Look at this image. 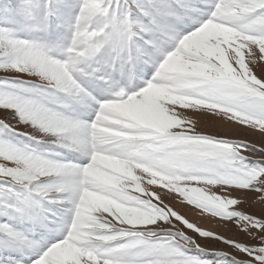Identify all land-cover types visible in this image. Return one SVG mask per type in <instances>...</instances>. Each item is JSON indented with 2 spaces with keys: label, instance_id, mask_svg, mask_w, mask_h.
Here are the masks:
<instances>
[{
  "label": "snow or ice",
  "instance_id": "snow-or-ice-1",
  "mask_svg": "<svg viewBox=\"0 0 264 264\" xmlns=\"http://www.w3.org/2000/svg\"><path fill=\"white\" fill-rule=\"evenodd\" d=\"M260 62L264 0H0V264H264Z\"/></svg>",
  "mask_w": 264,
  "mask_h": 264
},
{
  "label": "rangeland",
  "instance_id": "rangeland-1",
  "mask_svg": "<svg viewBox=\"0 0 264 264\" xmlns=\"http://www.w3.org/2000/svg\"><path fill=\"white\" fill-rule=\"evenodd\" d=\"M255 70L257 71L258 75L261 73V71H264V62H260V64L258 65V67ZM202 127H204V126L202 125ZM205 130L212 131L213 129H207L206 128ZM242 134H246L245 138H248L251 140H256L257 142H259V140H260V136L258 133H249L248 130H246V129L243 130ZM254 197H255L254 193H249L247 202L241 204L240 207L247 212L259 214L261 205L255 201ZM189 216L191 219H193L194 222L200 223L202 226L213 227V228L216 227L215 222L203 220L195 212L190 213ZM219 230L224 231L225 235H228L230 237H234L238 240L246 241L248 243H256V241L251 240L243 232H238L234 227H232L230 231H225L222 228ZM214 247L226 248L225 245H222L219 243L214 244ZM228 250L232 251L231 249H228Z\"/></svg>",
  "mask_w": 264,
  "mask_h": 264
}]
</instances>
